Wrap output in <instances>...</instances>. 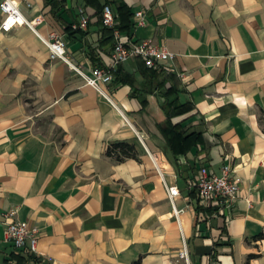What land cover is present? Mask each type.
Segmentation results:
<instances>
[{"label": "crops", "instance_id": "0c3cea01", "mask_svg": "<svg viewBox=\"0 0 264 264\" xmlns=\"http://www.w3.org/2000/svg\"><path fill=\"white\" fill-rule=\"evenodd\" d=\"M17 1L44 15L40 35L62 36L86 73L110 63L107 1L131 14L123 38L173 56L162 62L169 77L139 57L120 63L103 86L109 100L26 26L0 32V264H184V242L190 264H264V0H55L57 15L51 0ZM80 7L86 30L69 27ZM117 142L135 155L109 156ZM226 165L235 201L199 220L188 182ZM167 185L179 189L178 217ZM11 219L39 229L41 261L5 238Z\"/></svg>", "mask_w": 264, "mask_h": 264}, {"label": "built area", "instance_id": "2783aa9c", "mask_svg": "<svg viewBox=\"0 0 264 264\" xmlns=\"http://www.w3.org/2000/svg\"><path fill=\"white\" fill-rule=\"evenodd\" d=\"M26 5L31 7V3ZM0 10L2 20L0 22V32H9L16 26H26L32 32L37 34L47 45L50 50L51 58H59L63 60L70 68L78 72L85 82L95 88L100 94L110 100L108 93L104 89V85L113 80L114 73L120 63L141 58L148 67H163L162 62L171 58L173 54L164 46L154 43L150 40H142L140 42H131L121 36L120 30L115 26L117 24L116 14L110 4H104L101 18L105 27L113 30L114 44L110 55V63L108 66L96 65L91 69L90 73L84 72L70 58L65 40L56 32H51L49 38L40 35L39 26L44 21V15L38 14L34 17H27L21 11L20 4L17 0H1ZM139 15V24H143L141 12ZM89 23V17L85 14L83 7L79 8V19L72 24L74 29L86 30ZM231 167L226 165L223 167L222 174H216L208 167L203 166L198 170L197 177L189 180V187L196 190V197L203 206L209 204L218 206V210L230 208L235 201L237 191L239 189L238 180L231 176ZM167 191L172 202L173 213L176 217L183 209L176 208L174 198L179 194L177 186H168ZM15 211L12 210L4 214L6 219L13 218ZM5 238L11 241L16 250L28 249L35 253L38 244L39 229L36 226H29L27 223L11 219L5 222ZM177 261H183L184 264H190L187 245L184 242L182 248L176 254Z\"/></svg>", "mask_w": 264, "mask_h": 264}, {"label": "trees", "instance_id": "16d2710c", "mask_svg": "<svg viewBox=\"0 0 264 264\" xmlns=\"http://www.w3.org/2000/svg\"><path fill=\"white\" fill-rule=\"evenodd\" d=\"M54 1L55 0H51V2H49V4L51 5L52 14L57 15L61 11V8H60L61 6L56 2H55V4H53ZM104 4H111V3L109 1H107ZM104 4L101 7V12H102ZM123 9H124L123 6L118 4L117 10H115L116 21H117V24L115 27L117 29H119L120 31L130 32V28L132 25V23L130 21L131 14L128 11H125ZM124 14H125V16H127V18L125 17L128 20L126 22L127 24H124V20H125V19H123ZM71 26H72V24L70 23L69 27H71ZM106 30L110 31L111 33L113 32L112 29L107 28V27H106ZM143 64H144L145 70L151 76H158V75L165 74L164 67H148L145 65L144 61H143ZM166 77H169V76L166 75ZM164 82L161 84L162 93L166 97V99L168 101L167 103H169V105H174L177 102V98L172 99V96H173V94L176 93V89L174 86H170L167 89H165V83ZM169 105H167L165 108L170 107ZM107 154L109 156H116L117 160H123L126 157H132L135 155V146L133 144H130L127 142L112 143L107 150ZM192 191H193V193H196L195 189H193ZM197 210H198V212H197L198 219L199 220H205L208 215H211L214 212L218 211V206L212 205V204H209L207 206L200 205V206H198ZM23 250L26 252V254L31 259L37 260L38 262L41 261V259L38 258V256L35 253L30 252L27 249H23Z\"/></svg>", "mask_w": 264, "mask_h": 264}]
</instances>
